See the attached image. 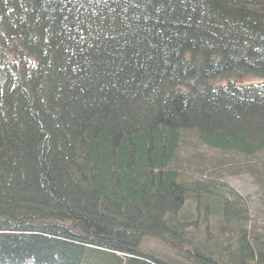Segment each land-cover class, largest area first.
<instances>
[{
	"label": "trees",
	"instance_id": "trees-1",
	"mask_svg": "<svg viewBox=\"0 0 264 264\" xmlns=\"http://www.w3.org/2000/svg\"><path fill=\"white\" fill-rule=\"evenodd\" d=\"M262 81L264 0H0V264H264Z\"/></svg>",
	"mask_w": 264,
	"mask_h": 264
},
{
	"label": "rangeland",
	"instance_id": "rangeland-1",
	"mask_svg": "<svg viewBox=\"0 0 264 264\" xmlns=\"http://www.w3.org/2000/svg\"><path fill=\"white\" fill-rule=\"evenodd\" d=\"M264 82V81H262ZM185 150L184 153L181 154L182 158L185 157V159L189 158L187 156H190L193 160V157H198L200 154H204L206 159V165L205 162L203 166H207L210 169V172H214L216 170L217 166H214V164H217L221 161H228L231 156L224 155L220 152L209 150L200 144L196 142V139H189L188 143L185 144ZM196 155V156H195ZM190 163H187V165ZM191 166V164H190ZM191 171V170H190ZM226 182H228L232 187L236 189L242 196L248 199L250 206H251V212L254 220L258 222L259 224H264V185L258 186L255 184L254 178L250 177L248 174L239 175L236 177L227 176L225 179ZM144 249L147 250V252L151 253H167L165 250H162V247L159 245V243L156 242H146L144 245Z\"/></svg>",
	"mask_w": 264,
	"mask_h": 264
}]
</instances>
